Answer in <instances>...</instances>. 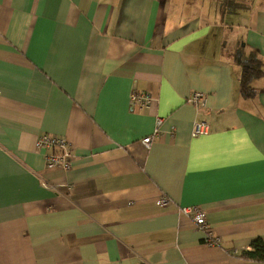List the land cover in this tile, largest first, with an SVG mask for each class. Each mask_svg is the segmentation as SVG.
<instances>
[{
  "label": "crops",
  "instance_id": "0c3cea01",
  "mask_svg": "<svg viewBox=\"0 0 264 264\" xmlns=\"http://www.w3.org/2000/svg\"><path fill=\"white\" fill-rule=\"evenodd\" d=\"M176 2L0 0V264H264L241 255L264 243V0L220 21ZM41 134L67 140L69 169L45 167ZM192 205L216 245L178 213Z\"/></svg>",
  "mask_w": 264,
  "mask_h": 264
},
{
  "label": "built area",
  "instance_id": "2783aa9c",
  "mask_svg": "<svg viewBox=\"0 0 264 264\" xmlns=\"http://www.w3.org/2000/svg\"><path fill=\"white\" fill-rule=\"evenodd\" d=\"M151 95L148 92H135L132 91L130 94L131 106H149L151 103ZM187 102L193 105L197 111H201L206 107L207 95L200 91L192 92ZM162 120L157 118V127L153 134H156L158 127L161 125ZM210 127L206 120L197 119L193 122L191 135L198 137L205 135L209 132ZM152 135L142 138L141 143L144 147L148 148L152 142ZM35 147L37 150L46 149L47 152L44 154V163L47 169L61 168L69 169L71 166V145L63 137L56 135L41 134L36 142ZM158 203L162 206H168L169 200L165 197L159 199ZM178 213L186 216L192 222V224L202 231L204 240L209 245H216L218 242L217 236L213 234V231L205 218L203 209L200 206H177Z\"/></svg>",
  "mask_w": 264,
  "mask_h": 264
},
{
  "label": "trees",
  "instance_id": "16d2710c",
  "mask_svg": "<svg viewBox=\"0 0 264 264\" xmlns=\"http://www.w3.org/2000/svg\"><path fill=\"white\" fill-rule=\"evenodd\" d=\"M253 0H221V12L238 13L249 10ZM242 66V73L239 80V92L243 97H252L255 95V89L251 82L254 78L262 74V63L254 54L248 56H237ZM241 255L248 259L264 261V243L261 239H255L250 248L243 250Z\"/></svg>",
  "mask_w": 264,
  "mask_h": 264
},
{
  "label": "rangeland",
  "instance_id": "374dc122",
  "mask_svg": "<svg viewBox=\"0 0 264 264\" xmlns=\"http://www.w3.org/2000/svg\"><path fill=\"white\" fill-rule=\"evenodd\" d=\"M195 1H199L200 2L201 0H195ZM178 2H179V0H178ZM178 2H176V4H178ZM210 2L215 5L216 14H217V17H218L217 21H220L221 18H222V15H221V0H215L214 2H213V0H210ZM191 3L195 6V8H196L197 4H198V6L200 5L199 3H194V1H192ZM210 6H211V4H210ZM219 16H220V18H219ZM242 44H243V41H240L239 42V48H241L243 51H245L244 46ZM241 73H242V67H241ZM241 73H240V77H241ZM240 77H239V80H240Z\"/></svg>",
  "mask_w": 264,
  "mask_h": 264
}]
</instances>
